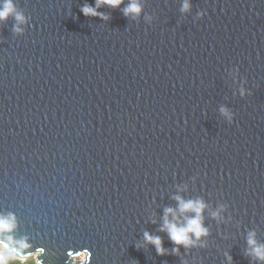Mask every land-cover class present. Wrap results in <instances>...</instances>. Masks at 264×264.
<instances>
[{
	"label": "water",
	"instance_id": "obj_1",
	"mask_svg": "<svg viewBox=\"0 0 264 264\" xmlns=\"http://www.w3.org/2000/svg\"><path fill=\"white\" fill-rule=\"evenodd\" d=\"M129 2L103 19L81 12L96 0H15L24 31L0 22L11 235L43 264H264V0ZM176 195L207 203L209 235L159 255L144 232L177 247L159 230Z\"/></svg>",
	"mask_w": 264,
	"mask_h": 264
},
{
	"label": "clouds",
	"instance_id": "obj_2",
	"mask_svg": "<svg viewBox=\"0 0 264 264\" xmlns=\"http://www.w3.org/2000/svg\"><path fill=\"white\" fill-rule=\"evenodd\" d=\"M125 4V0H96L95 6L85 4L81 7V12L85 16H99L103 19L109 17L100 11L103 5H108L113 8H119ZM191 8V0H184L181 11L187 12ZM143 5L139 0H131L123 8L125 16L139 15L142 12ZM203 16L204 13L199 14ZM10 16H14L17 21L15 31L22 33L24 29L22 24L26 23V17L23 13L17 10L15 0H0V22L7 20ZM238 71V69H237ZM246 90L241 87L240 94L244 95ZM221 113L232 120L233 114L227 107L220 109ZM174 199L178 201V208L166 207L164 209L163 223L160 231H166L170 240L177 246L169 250L164 247L163 238L159 235L145 231L144 239L155 245L159 255L171 253L179 254L180 247L189 248L195 246L203 236L209 235V228L204 224L203 213L208 207L207 203L202 198L185 200L182 196L176 195ZM194 213V215H187ZM214 216H218L219 212H214ZM156 223L155 220L152 221ZM17 227V218L15 214L0 213V264H12V261H17V264H43L40 255L44 249H37L36 252L26 251L32 247L27 238L15 239L11 233ZM255 232L249 233L248 244L250 245L249 254L255 258L264 261V244L257 242ZM91 257L90 250L83 251L81 256L76 257V264H89ZM231 261L232 257L228 255Z\"/></svg>",
	"mask_w": 264,
	"mask_h": 264
},
{
	"label": "trees",
	"instance_id": "obj_3",
	"mask_svg": "<svg viewBox=\"0 0 264 264\" xmlns=\"http://www.w3.org/2000/svg\"><path fill=\"white\" fill-rule=\"evenodd\" d=\"M12 264H17V261H12Z\"/></svg>",
	"mask_w": 264,
	"mask_h": 264
},
{
	"label": "rangeland",
	"instance_id": "obj_4",
	"mask_svg": "<svg viewBox=\"0 0 264 264\" xmlns=\"http://www.w3.org/2000/svg\"><path fill=\"white\" fill-rule=\"evenodd\" d=\"M78 256H81V254H80V255H78ZM78 256H77V257H78Z\"/></svg>",
	"mask_w": 264,
	"mask_h": 264
}]
</instances>
